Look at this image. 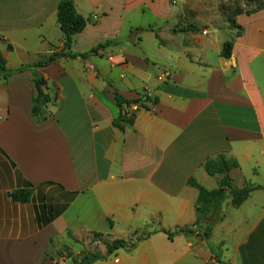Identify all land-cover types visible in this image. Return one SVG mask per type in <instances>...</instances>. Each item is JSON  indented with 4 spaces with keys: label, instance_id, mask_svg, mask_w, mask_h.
Here are the masks:
<instances>
[{
    "label": "crops",
    "instance_id": "obj_1",
    "mask_svg": "<svg viewBox=\"0 0 264 264\" xmlns=\"http://www.w3.org/2000/svg\"><path fill=\"white\" fill-rule=\"evenodd\" d=\"M61 1L0 0V57L16 71L0 74V264H264V188L194 228L188 185L217 189L203 164L223 154L235 187H264V6L232 25L218 0H71L87 22L77 57L38 67L63 50ZM34 76L49 98L38 117ZM114 241L127 244L108 253Z\"/></svg>",
    "mask_w": 264,
    "mask_h": 264
},
{
    "label": "trees",
    "instance_id": "obj_2",
    "mask_svg": "<svg viewBox=\"0 0 264 264\" xmlns=\"http://www.w3.org/2000/svg\"><path fill=\"white\" fill-rule=\"evenodd\" d=\"M249 1H257V0H249ZM261 8V7H260ZM252 12H247L246 14H250ZM240 14V13H239ZM57 24L63 36V43L64 47L62 52H54L48 57L40 60L37 63L38 67L47 66L50 63L54 62L55 60L66 57L74 59L77 55L72 54L70 52V48L73 42L74 35L81 33L84 28L86 27V20L78 14L76 8L71 0H63L58 3L57 5ZM230 24L234 25V21L231 20ZM103 47V46H100ZM232 50V42H226L223 45L222 49V57L229 58L231 55ZM66 51V52H65ZM97 50H93L91 53H95ZM80 57H85V55H80ZM14 72H5L3 68V60L0 57V74L5 77L15 73ZM9 74V75H8ZM33 82L37 89V96L33 98L32 103V115L38 117L41 115V111L43 106L49 102V98L45 93V83L42 79L37 78L34 76ZM115 100L118 106L122 109V112H126V106L131 103L140 104V102H127L121 99L117 94H115ZM125 117V114L123 115ZM126 119H119L118 121L114 122L115 126H118L120 123H125ZM237 167L236 162L227 158L223 154H219L216 157L206 160L203 164V168L205 172L211 177H221L220 181L218 182V187L215 190H206L205 188L201 187L193 178L188 180V185L190 187L195 188L198 191L197 203H196V213L197 219L196 223L194 224V228H197L200 222V216H206L212 212V210L220 204L224 199L229 198L230 204L232 207H238L243 201L247 199L250 193L263 189L264 187L254 184H246L241 188L235 187L231 179L229 177V172L231 169ZM228 191V194H226ZM29 193L25 191H19L16 193L15 198H18L22 202L28 200ZM49 209L46 206H43L40 213L37 215V222L40 225H46L52 219L49 215ZM192 229H181L178 230L177 233L180 232H190ZM204 235H207V231H203ZM172 234H169L168 237L171 238ZM127 243L124 241H114L111 244H106V249L108 253H111L112 250L117 249L119 247L125 246ZM99 254L96 253H88L83 254L78 258H73V264H90L94 260L101 258Z\"/></svg>",
    "mask_w": 264,
    "mask_h": 264
},
{
    "label": "rangeland",
    "instance_id": "obj_3",
    "mask_svg": "<svg viewBox=\"0 0 264 264\" xmlns=\"http://www.w3.org/2000/svg\"><path fill=\"white\" fill-rule=\"evenodd\" d=\"M218 2H219V6H220V12H221L222 19L224 21H228V23H230V21L239 13L253 12L256 9H259L260 7L264 6V0H257V1L218 0ZM227 34H229V33H226V35ZM262 180H259V181H262ZM255 181H258V179ZM226 194H228V191H226ZM201 219H202V216H200V222H201ZM209 220H211V219H209ZM214 221H215V219L212 220V222H214ZM204 229H206L204 231L210 232V227H207ZM88 248L90 249L91 246H89ZM96 249H98V247Z\"/></svg>",
    "mask_w": 264,
    "mask_h": 264
},
{
    "label": "built area",
    "instance_id": "obj_4",
    "mask_svg": "<svg viewBox=\"0 0 264 264\" xmlns=\"http://www.w3.org/2000/svg\"><path fill=\"white\" fill-rule=\"evenodd\" d=\"M139 105L136 104V103H131L129 105H127L125 108L126 110H129V111H136L138 109Z\"/></svg>",
    "mask_w": 264,
    "mask_h": 264
}]
</instances>
